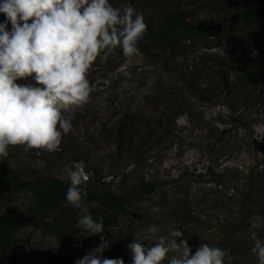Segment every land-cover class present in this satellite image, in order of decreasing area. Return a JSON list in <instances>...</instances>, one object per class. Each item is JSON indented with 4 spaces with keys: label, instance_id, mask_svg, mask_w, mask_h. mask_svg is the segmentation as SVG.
<instances>
[{
    "label": "rangeland",
    "instance_id": "1",
    "mask_svg": "<svg viewBox=\"0 0 264 264\" xmlns=\"http://www.w3.org/2000/svg\"><path fill=\"white\" fill-rule=\"evenodd\" d=\"M249 2L264 0H133L132 7L156 29L177 7L199 23ZM5 19L0 14V23ZM238 29H218L185 58L157 59L139 44V56L126 58L117 48L107 57L123 61L118 68L98 58L88 75L90 100L74 113V130L63 137L61 150L9 146L0 165L9 163L26 179L29 168L68 179L65 168L83 162L86 186L93 182L119 195L150 183L151 192L131 200L132 213L117 224L104 219L102 235L110 246L103 258L132 264L127 245L156 226L161 235L180 229L192 254L203 242L228 250L231 264H257L251 233L264 240V85L241 68L264 76V20ZM126 115L133 118L123 140L119 124ZM252 181L258 183L253 191ZM84 204L93 219L102 217L93 211L105 212L99 203ZM7 208L33 217L36 207L31 193L22 191L0 201V214ZM79 215L68 206L55 230L16 229L19 242L8 257L18 264H76L102 242L100 234L82 235L75 227ZM55 219L51 214L46 221ZM142 243L147 247L151 240Z\"/></svg>",
    "mask_w": 264,
    "mask_h": 264
},
{
    "label": "clouds",
    "instance_id": "2",
    "mask_svg": "<svg viewBox=\"0 0 264 264\" xmlns=\"http://www.w3.org/2000/svg\"><path fill=\"white\" fill-rule=\"evenodd\" d=\"M0 14L6 17L0 23V160L8 159L9 146L58 152L74 130V113L90 100L94 62L117 48L126 58L139 56L138 43L147 31L144 16L130 4L114 7L110 0H0ZM64 173L70 181L65 206L81 212L75 227L82 235L100 234L102 241L76 264H124L102 256L110 242L102 235L104 218L93 219L84 204L89 179L84 163ZM146 233L127 245L132 264H162L166 258L168 264H231L228 250L207 243L192 254L178 228L161 235L150 226ZM251 239L257 264H264V240L256 232ZM150 240L147 247L142 243Z\"/></svg>",
    "mask_w": 264,
    "mask_h": 264
},
{
    "label": "trees",
    "instance_id": "3",
    "mask_svg": "<svg viewBox=\"0 0 264 264\" xmlns=\"http://www.w3.org/2000/svg\"><path fill=\"white\" fill-rule=\"evenodd\" d=\"M133 0H126L127 4L132 6ZM264 20V2L239 5L233 7L230 11L216 18L204 20L199 23H193L186 19V13L182 8H175L166 13L158 28H152L147 24V31L144 37L139 41L142 50L154 58L163 56L185 58L189 53L194 52L199 44L210 42L214 39L215 32L224 26L230 28L250 27ZM123 61L107 58L104 66L118 68ZM246 75L256 78L264 85V76L252 72L248 67L241 68ZM133 117L124 116L120 121L119 128L122 139L126 140L125 131L128 123ZM28 175L31 179L24 178L19 171L13 168L9 163L2 162L0 165V201L6 196L29 191L35 203V215L26 217L22 212L14 208H7L0 214V264H18L8 256L19 242L14 231L28 225L41 227L45 232L55 230L59 226V219L66 211L68 206L66 201L67 188L70 185L68 179H60L54 176L46 175L35 169L29 168ZM258 183L252 181L250 189L257 188ZM99 184L89 183L86 186L87 196L85 201L99 203L105 212L93 211L95 217L102 216L109 224H117L120 216L130 214V202L135 197H140L152 191L150 183H142L135 189L124 193L116 194L105 189H100ZM252 195H249L248 202ZM244 206H250L247 203ZM51 214L56 216L53 221H46ZM60 241H63L61 233ZM54 259H52L53 261Z\"/></svg>",
    "mask_w": 264,
    "mask_h": 264
}]
</instances>
